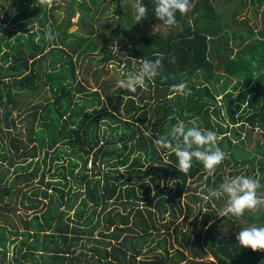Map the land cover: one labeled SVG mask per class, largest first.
<instances>
[{"label":"trees","instance_id":"trees-1","mask_svg":"<svg viewBox=\"0 0 264 264\" xmlns=\"http://www.w3.org/2000/svg\"><path fill=\"white\" fill-rule=\"evenodd\" d=\"M143 3L148 15L136 24L132 0H113L103 20L109 2L0 0V264H264V252L236 240L240 229L264 226V211L220 217L227 199H211L216 209L201 204L241 168L264 192V0H191L169 30L154 0ZM72 24L76 32L67 33ZM18 25L27 33L10 38ZM49 27L55 38L44 50ZM230 40L239 47L233 54ZM156 54L161 76L134 93L108 75L110 63L123 59L131 72ZM182 82L191 95L172 91ZM193 119L221 137L226 159L212 176L197 161L180 172L175 154L153 143ZM47 157L53 192L30 183ZM65 173L83 186L72 217L60 208L77 194ZM14 200L30 210L21 228L4 214L18 210ZM10 245L13 262L5 260Z\"/></svg>","mask_w":264,"mask_h":264},{"label":"clouds","instance_id":"clouds-1","mask_svg":"<svg viewBox=\"0 0 264 264\" xmlns=\"http://www.w3.org/2000/svg\"><path fill=\"white\" fill-rule=\"evenodd\" d=\"M39 4L52 5L60 0H38ZM134 19L136 24L144 21L148 15V7L143 0H132ZM193 7L191 0H154L153 12L162 22V27L169 30L178 26L177 13L186 15ZM55 38L51 28L45 31V39ZM162 60L159 54L155 59H145L141 62L135 73H129L126 78L117 81L120 89L136 92L138 88H145L147 82L160 77ZM172 91L181 96L191 95V89L186 83L172 85ZM178 120L166 135H161L154 140L157 149H164L174 153L180 172L187 174L193 166V161L202 163L209 176L215 174L217 168L226 159V153L219 147L221 137L216 131L202 129L195 119L188 122ZM148 181V180H146ZM149 183V181H148ZM260 182L247 175H236L225 178L219 190H209L203 199L208 201L213 198L227 196L225 206L217 213L220 217H242L245 212L258 213L264 211V192L260 191ZM239 245L250 248L253 252H264V226L252 225L240 229L236 235Z\"/></svg>","mask_w":264,"mask_h":264},{"label":"rangeland","instance_id":"rangeland-1","mask_svg":"<svg viewBox=\"0 0 264 264\" xmlns=\"http://www.w3.org/2000/svg\"><path fill=\"white\" fill-rule=\"evenodd\" d=\"M100 1V4L101 5H104L105 3H107V2H109V4H108V6H107V8H106V10L101 14L100 13V15H98L99 17L98 18H100L101 20H103V18L106 16V17H111L112 15H113V13H112V9H113V0H99ZM18 10V9H17ZM54 15H57V20L56 21H58L59 19H61L62 18V15H63V13H62V11L61 10H55L54 11V13H53ZM247 14V13H246ZM111 15V16H110ZM76 16H77V13H75L73 16H72V18H71V21L72 22H75V20H76ZM245 18H248L249 19V23H252L253 22V20L251 19V18H249V17H247V16H244ZM88 21L90 22L91 20L88 18ZM92 22V21H91ZM33 26H35V24L33 25ZM11 28H13V27H11ZM25 28H27L26 26H20V25H18V26H16V27H14L13 29H11V35H10V38H12L14 35H16L17 33H20V32H23L24 34L25 33H27V31L26 30H24ZM52 30L54 31L55 30V28H54V25L52 26ZM76 30H77V28H76V25H74V24H72V25H70L68 28H67V33H70V32H72V31H75L76 32ZM44 31H46V29L44 30ZM98 31V29L96 28L95 29V33ZM117 32H118V34H119V36H120V28H118L117 29ZM69 35V34H68ZM70 36V35H69ZM44 41L47 43L48 42V44H45L46 46L44 47V50H46V49H48L49 48V46H50V44H51V40H48V39H45V36H44ZM211 41V40H210ZM211 44H212V41H211ZM52 45V44H51ZM228 48L231 50V54H233V53H235V51L236 50H238L239 49V47H238V45H237V41H234V40H230V41H228ZM122 61H124L123 59H121ZM84 61H86V59H84ZM122 61H121V63H119V65H116L115 63H110V64H108L107 65V69H108V71H109V74L108 75H110V76H113L117 81L118 80H120V79H123V78H126V76L129 74V73H135L139 68L138 67H136L135 65H131L132 67H133V69L131 70V72L129 71H125L124 70V67H123V63H122ZM117 66V67H116ZM93 68V67H92ZM77 70V69H76ZM88 71H90V70H88ZM76 78L77 79H79L80 78V70L78 71V74H76ZM87 78H88V81L89 82H92V80H91V77L90 76H87ZM232 81H233V79H232ZM232 81H231V83H232ZM233 95H235L236 93H237V90H235V91H233ZM219 97L217 96V100L219 101V99H218ZM103 104L104 105H106V102L104 101L103 102ZM12 114H15V112H12ZM103 127V126H102ZM104 128V127H103ZM258 136L257 135H254L253 136V138H254V140L257 138ZM73 159H77V158H73ZM78 163H79V166H80V164H81V160H79V159H77L76 160ZM89 159L87 160V163H86V167H89ZM79 166H77V167H75L74 168V172H76V171H81V168H79ZM101 167H102V165H100ZM40 169H41V171H42V182H39V179L41 178V177H39V176H37V177H35L33 180H31V185L32 186H37V187H39V188H43V187H46V188H48L47 189V191L48 192H53L52 191V189H51V187L50 186H46L45 185V181L46 180H48L49 178H52V177H55V176H57V175H55L56 174V171H55V169H54V166L52 165V164H50L49 165V162H48V157L45 159V163L43 164V165H41V167H40ZM243 173H244V168H241L240 170H238V172H237V174H235V175H233L232 177H234V176H236V175H243ZM39 174V173H38ZM66 174V179H67V181H68V185L69 184H71V188L73 189V191H75V193H77L76 194V196H74L70 201H69V204H70V207H68V205L67 206H61L60 208H62V209H64V211L66 212V214L67 215H69V217H72V215H73V211H74V209H75V207H76V205H77V203H78V200H79V197H80V195L83 193L82 191H83V186H82V184H80V182L78 183L77 181H74L73 179L71 180L69 177H68V175H67V173H65ZM251 174H249L248 176H250ZM59 178V177H58ZM194 184V183H193ZM192 184V185H193ZM202 186H203V184H201L198 188H197V191L200 193V189H202ZM67 187V186H66ZM66 187L64 188V191H65V189H66ZM222 197H224L225 199H227V197L226 196H222ZM39 199V198H38ZM40 200L42 201V202H44L45 200L43 199V198H41L40 197ZM204 200V199H203ZM209 201V204L213 207V208H215L216 209V206H215V204H213V202H212V200L210 199V200H208ZM227 201V200H226ZM204 202H205V200L201 203L202 204V206H203V208H204ZM15 205V207H17V209L18 210H16L15 212H14V214H11V213H9V212H6V213H4V214H7L8 215V217H11V219L13 220V222L15 223V225L16 226H18V228H21V226H20V220H19V217H23L24 216V213L25 214H29L30 213V210H24V209H22L21 207H18L19 205H18V203H17V201L16 200H14V201H11L10 202V205ZM109 205H110V203H108ZM108 205V206H109ZM111 206V205H110ZM196 207V206H195ZM193 215H195V209L193 210V214L191 215V216H189L188 218H186L185 219V221H184V226L182 227V228H185V226H189L190 225V221H191V219L193 218ZM196 217V219L198 220L199 219V215H196L195 216ZM181 219V216H179V218H178V220H180ZM73 222H75V223H78V220L77 219H75V218H73V220H72ZM182 226V224H180L179 225V227H181ZM249 226H252V225H248V227ZM97 231H98V229L97 228H95L94 230H93V232H92V237H94V238H97L98 237V233H97ZM82 237H84V236H82ZM90 238V237H89ZM88 238V239H89ZM89 240H91V239H89ZM237 240V239H236ZM80 242H84V240H83V238H80L79 239V241L77 242V243H80ZM92 242V241H91ZM92 244H94L95 245V243L94 242H92ZM89 245V244H88ZM173 246L174 247H177V244H175V243H173ZM5 260H7V261H11V262H13V257H14V255H15V252L13 251V249H12V246L10 245L9 246V248L8 249H6L5 250ZM140 256H138L137 258H139ZM205 259H207V260H212V257L211 256H209V255H207L206 256V258ZM0 263H2L1 261H0Z\"/></svg>","mask_w":264,"mask_h":264}]
</instances>
